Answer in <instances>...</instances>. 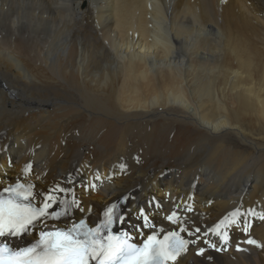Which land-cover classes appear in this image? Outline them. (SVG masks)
Segmentation results:
<instances>
[{
	"label": "bare ground",
	"instance_id": "6f19581e",
	"mask_svg": "<svg viewBox=\"0 0 264 264\" xmlns=\"http://www.w3.org/2000/svg\"><path fill=\"white\" fill-rule=\"evenodd\" d=\"M23 137L42 187L109 173L95 210L133 191L192 201L180 227L203 232L264 214V0H0V144L18 167ZM246 218L260 246L193 264H264V221Z\"/></svg>",
	"mask_w": 264,
	"mask_h": 264
},
{
	"label": "snow or ice",
	"instance_id": "6c2138e0",
	"mask_svg": "<svg viewBox=\"0 0 264 264\" xmlns=\"http://www.w3.org/2000/svg\"><path fill=\"white\" fill-rule=\"evenodd\" d=\"M33 185L16 184L14 187L4 188L5 196L0 193V237L15 236L18 237L22 233L29 231V226L34 225L36 221L51 216L58 219L67 214V209L75 204L73 200L71 204L67 200L58 202V206H62L61 211H47L51 207V203L55 202V198L48 196L43 207L34 206L27 203L29 198L35 199L32 193ZM61 192L65 189H59ZM116 205L107 207L104 212V218L95 227L87 226L86 222L81 219L78 224H72L71 227L64 229H56L52 231L41 230L39 238L30 246L14 249L7 243L0 242V264H165L167 260L175 259L186 251L187 246L196 244L201 238L198 233L201 232L200 227H196L194 231L188 228L180 227L179 232L169 231L164 236L163 241L157 240L155 234L148 235L142 246L136 243H130L129 234L127 232L121 235H115L113 232L114 223L123 217H118L115 212ZM82 210V209H81ZM188 211H192L188 207ZM177 215L173 212L167 217L169 222L176 224L173 219ZM259 216L264 221V214H257L255 209H249L245 213H240L236 209L231 216L235 219L224 220L215 225L213 233L218 235L222 241L227 242V229L232 225L243 223V231L248 233L251 221L247 216ZM143 216V210H141ZM145 223L141 225L144 228H151L146 216H143ZM224 225V231H218L220 225ZM163 231V230H161ZM187 233L189 237L194 239H186L181 233ZM207 235V233H205ZM171 238V239H170ZM208 243V241H204ZM244 243L248 245L260 246L254 238H247ZM210 247L218 249L216 244ZM237 250L241 251L239 246ZM205 249L200 248L197 255H203Z\"/></svg>",
	"mask_w": 264,
	"mask_h": 264
}]
</instances>
